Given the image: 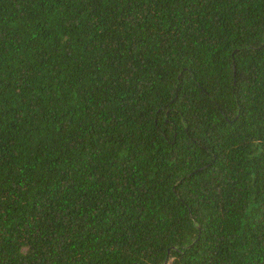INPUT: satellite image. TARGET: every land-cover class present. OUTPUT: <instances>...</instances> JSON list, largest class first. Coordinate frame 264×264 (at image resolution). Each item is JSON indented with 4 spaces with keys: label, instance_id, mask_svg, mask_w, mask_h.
Listing matches in <instances>:
<instances>
[{
    "label": "trees",
    "instance_id": "1",
    "mask_svg": "<svg viewBox=\"0 0 264 264\" xmlns=\"http://www.w3.org/2000/svg\"><path fill=\"white\" fill-rule=\"evenodd\" d=\"M0 264H264V0H0Z\"/></svg>",
    "mask_w": 264,
    "mask_h": 264
}]
</instances>
